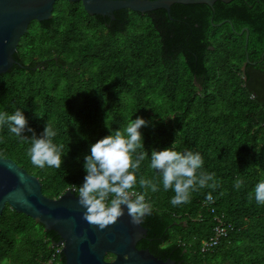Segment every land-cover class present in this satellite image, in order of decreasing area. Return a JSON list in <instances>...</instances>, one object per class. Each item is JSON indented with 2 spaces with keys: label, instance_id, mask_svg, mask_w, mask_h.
Returning <instances> with one entry per match:
<instances>
[{
  "label": "trees",
  "instance_id": "trees-1",
  "mask_svg": "<svg viewBox=\"0 0 264 264\" xmlns=\"http://www.w3.org/2000/svg\"><path fill=\"white\" fill-rule=\"evenodd\" d=\"M114 14L91 15L81 1L57 0L52 18L31 22L14 54L18 63L0 73V112L21 108L36 135L51 124L63 163L34 165L33 131L26 128L21 138L6 124L0 157L12 158L40 178L45 195L58 197L83 183L92 143L143 116L149 156L137 178L153 180L159 190L148 188L153 212L143 219L148 232L137 246L176 264H264V204L254 198L264 179V0ZM173 144L201 152L197 175L214 172L216 181L215 187L197 184L180 205L171 204L174 190L164 189L151 166L153 149ZM136 189L144 190L139 183ZM222 222L227 235L204 248ZM59 238L7 204L0 215V264H41L54 253L53 264H65Z\"/></svg>",
  "mask_w": 264,
  "mask_h": 264
},
{
  "label": "water",
  "instance_id": "water-1",
  "mask_svg": "<svg viewBox=\"0 0 264 264\" xmlns=\"http://www.w3.org/2000/svg\"><path fill=\"white\" fill-rule=\"evenodd\" d=\"M57 0H0V73L7 72L18 61L14 57L22 36L33 20L53 17ZM81 1L88 14L115 18L114 11L130 8L146 13L164 8L170 12L174 3H207L216 0H68ZM230 2L232 0H223ZM221 24V23H219ZM246 30V49L249 29ZM247 53L242 65L250 63ZM9 204L18 212L31 216L46 230L56 231L62 245L65 264H176L172 258H161L149 248H139L138 242L146 237L148 229L142 223H133L126 206L115 222L103 229L90 223L84 216L85 208L78 194L68 188L58 197H49L42 191V181L12 158L0 157V215ZM112 258H107V254Z\"/></svg>",
  "mask_w": 264,
  "mask_h": 264
},
{
  "label": "clouds",
  "instance_id": "clouds-1",
  "mask_svg": "<svg viewBox=\"0 0 264 264\" xmlns=\"http://www.w3.org/2000/svg\"><path fill=\"white\" fill-rule=\"evenodd\" d=\"M148 123L145 117L138 116L123 129L118 128L92 143L90 153L85 154L86 176L75 191L79 203L85 208V218L100 229L115 222L124 213V206L133 223H142L144 217L153 212L147 191L150 187L151 191L156 192L159 185L148 178H137L142 162L149 156L141 131L142 126ZM5 124L10 132L21 138H27L23 135L26 128L33 131L28 151L34 165L41 168L62 166L63 145L54 142L57 130L51 124L47 123L43 133L36 135L34 129L28 127V120L21 108L11 114L0 112V126ZM150 157L152 168L162 177L164 189L175 192L170 200L173 205L188 202L197 184L205 187L211 182L212 187L216 186L214 172L197 175L205 162L199 151L177 150L173 144L160 150L153 149ZM138 183L143 191H137ZM243 184L244 180L238 179L235 187L240 188ZM254 198L257 203L264 204V179L255 184ZM207 199H213L211 193Z\"/></svg>",
  "mask_w": 264,
  "mask_h": 264
},
{
  "label": "built area",
  "instance_id": "built-area-1",
  "mask_svg": "<svg viewBox=\"0 0 264 264\" xmlns=\"http://www.w3.org/2000/svg\"><path fill=\"white\" fill-rule=\"evenodd\" d=\"M222 225L216 227V234L213 236V238H211V240H206L204 241V248L207 246H210V245H215L217 244L221 237L222 236H225L227 235V227L225 225H223L224 223L222 222L221 223ZM60 247L57 249L58 252H61L62 251V245H59ZM55 256L56 254L54 253L52 255V257L50 259H48L47 261L41 263V264H53L54 261H55Z\"/></svg>",
  "mask_w": 264,
  "mask_h": 264
},
{
  "label": "flooded vegetation",
  "instance_id": "flooded-vegetation-1",
  "mask_svg": "<svg viewBox=\"0 0 264 264\" xmlns=\"http://www.w3.org/2000/svg\"><path fill=\"white\" fill-rule=\"evenodd\" d=\"M30 25H31V24H30ZM30 25H29V26H30Z\"/></svg>",
  "mask_w": 264,
  "mask_h": 264
}]
</instances>
